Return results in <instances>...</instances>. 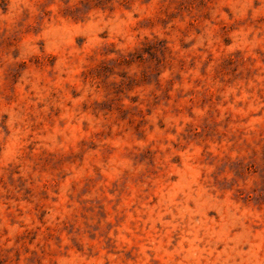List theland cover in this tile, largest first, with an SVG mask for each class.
Listing matches in <instances>:
<instances>
[{
    "label": "rangeland",
    "instance_id": "1",
    "mask_svg": "<svg viewBox=\"0 0 264 264\" xmlns=\"http://www.w3.org/2000/svg\"><path fill=\"white\" fill-rule=\"evenodd\" d=\"M0 264H264V0H0Z\"/></svg>",
    "mask_w": 264,
    "mask_h": 264
}]
</instances>
